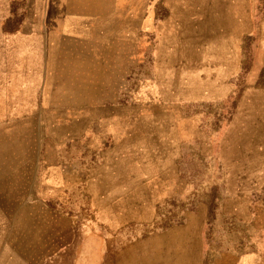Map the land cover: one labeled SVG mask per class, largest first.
I'll list each match as a JSON object with an SVG mask.
<instances>
[{
    "label": "rangeland",
    "instance_id": "1",
    "mask_svg": "<svg viewBox=\"0 0 264 264\" xmlns=\"http://www.w3.org/2000/svg\"><path fill=\"white\" fill-rule=\"evenodd\" d=\"M39 24L0 65V264H264V0H0V44Z\"/></svg>",
    "mask_w": 264,
    "mask_h": 264
},
{
    "label": "crops",
    "instance_id": "2",
    "mask_svg": "<svg viewBox=\"0 0 264 264\" xmlns=\"http://www.w3.org/2000/svg\"><path fill=\"white\" fill-rule=\"evenodd\" d=\"M43 2H47V0H43ZM46 10V9H45ZM44 10V11H45ZM46 16V13H44ZM55 34H59L60 37L62 34H70L72 33V30H64L62 26L56 25L53 29V32ZM101 32V30H99ZM48 28L43 27L42 25L38 26H31V25H25L20 29L19 31L15 32L13 36L11 37V41H8L6 45L0 44V48L7 51V56L1 57L0 56V65H7V75L13 74L16 69L18 70L19 67L22 65L23 67V73L24 68L26 67L28 59L31 57V50L35 47H32V44L30 43L31 40H39V43H42L43 45H39V48L46 49L47 46L45 43H47V35ZM77 34L83 35L87 34L90 35L93 33L91 31L90 27L86 29H80L79 31H76ZM75 35V36H80ZM7 39V38H6ZM18 40V41H17ZM91 40V39H90ZM82 42V40H80ZM98 47V43H96V48ZM3 76V75H1ZM13 76V75H12ZM14 176L11 175V179L13 180Z\"/></svg>",
    "mask_w": 264,
    "mask_h": 264
}]
</instances>
